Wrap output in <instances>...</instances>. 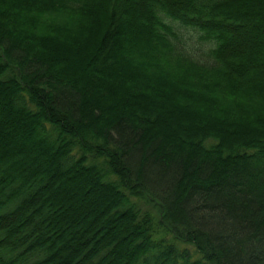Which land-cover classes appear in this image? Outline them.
Returning <instances> with one entry per match:
<instances>
[{"label":"trees","instance_id":"trees-1","mask_svg":"<svg viewBox=\"0 0 264 264\" xmlns=\"http://www.w3.org/2000/svg\"><path fill=\"white\" fill-rule=\"evenodd\" d=\"M0 264H264V0H0Z\"/></svg>","mask_w":264,"mask_h":264},{"label":"rangeland","instance_id":"rangeland-1","mask_svg":"<svg viewBox=\"0 0 264 264\" xmlns=\"http://www.w3.org/2000/svg\"><path fill=\"white\" fill-rule=\"evenodd\" d=\"M45 18H48V16H46ZM184 34V38L186 41V44L189 48V50H191L192 52L198 51L199 49L202 48V41L199 39L198 34H196L192 29L188 28V27H182L181 30ZM206 49L208 48V46L205 47ZM200 52V51H199ZM159 115L161 114V112H157Z\"/></svg>","mask_w":264,"mask_h":264},{"label":"bare ground","instance_id":"bare-ground-1","mask_svg":"<svg viewBox=\"0 0 264 264\" xmlns=\"http://www.w3.org/2000/svg\"><path fill=\"white\" fill-rule=\"evenodd\" d=\"M175 32H176L178 38H180V39L183 40V41L185 40L184 35L182 34V32H181L179 29L176 28ZM189 51H190L192 54H194V55H199V54L202 53V51H205V48L202 47L201 49H199L198 51H195V52H192L191 50H189ZM199 51H200V52H199Z\"/></svg>","mask_w":264,"mask_h":264}]
</instances>
